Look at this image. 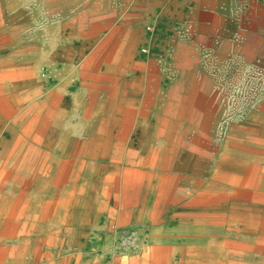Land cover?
Listing matches in <instances>:
<instances>
[{
	"label": "rangeland",
	"instance_id": "rangeland-1",
	"mask_svg": "<svg viewBox=\"0 0 264 264\" xmlns=\"http://www.w3.org/2000/svg\"><path fill=\"white\" fill-rule=\"evenodd\" d=\"M108 3V0H0V86L7 90L11 82H27L22 85L23 90L43 89L36 75L32 77L26 69L33 68L32 65L40 68L42 53L47 49L53 51L59 44L64 47L77 44L79 49L61 50L64 54L73 52L75 64L72 69L76 73L72 70L71 78L67 74L55 82L76 89L75 103L78 99V104H82L89 114L90 124L96 122L99 115H107L106 108L114 99L116 89L112 77L117 74L111 70L113 55L121 43L125 45V33L129 31L123 19H119L118 10L108 8L111 4ZM62 30L69 37L60 40ZM112 36L110 46L102 51V42ZM34 43L38 44L37 48ZM157 44L163 47L161 42ZM185 48L166 56L144 54L141 57L135 53L128 65H124L125 77L128 78L129 72L136 75L141 91L138 101L131 106L135 108L133 126L122 138L117 132L102 157L108 169L101 175L104 177L112 172L118 176L116 179L105 180L101 175L93 178L97 166L88 167L85 163L95 159L91 136L99 133L78 134L85 125L78 122L80 107L74 103L73 112L60 114L64 99L58 97L53 103L46 99V108L44 104L38 123L42 132L48 134L49 128L58 123V127L74 125L78 132V141L64 144L67 153L61 155V159L69 164L67 177L58 180L57 165L52 166L48 160L51 165L44 176L37 179L36 174L29 171L28 186L5 185L3 193L14 198L21 194L29 196L31 209L58 196L85 198L90 194L91 230L98 228L100 235L105 233L110 238L102 248L91 245L92 239L86 244L90 235L87 239L77 236L75 245L69 244L66 228L57 219V212L48 216L43 213L36 220L31 218V224L32 221L41 222L44 227L32 229L35 239L23 245L25 250H15V254L20 252V259L29 260L30 264H81L78 260H97L95 257L102 252L104 260L116 262V259L127 260L119 255L121 251L139 248L141 238L143 241L146 238L148 243L140 249L138 264H157L158 260L152 259L157 249L162 254L160 264H213L218 261L264 264V56L261 53L264 42L216 40L197 42L190 51ZM181 52L188 54L179 55ZM93 54L101 55L100 59L93 71L86 72L83 63ZM5 72L8 76L2 77ZM28 79L36 82H28ZM53 86L31 96L18 105L19 108L15 106L11 115L0 113L3 128L12 123L28 103L37 99L43 103L46 95L58 90ZM147 119H151L152 124L144 126L142 137L147 138L148 146L138 150L128 143V139L134 125L138 122L145 125ZM108 127L109 124L106 131ZM84 139H88V143L79 142ZM27 149H22L20 158L26 156ZM147 150L151 152L148 158ZM225 154L244 162L242 173L252 183L232 185L222 182L217 187L208 186L210 172ZM184 164L192 168L184 169ZM6 170L10 171L9 168ZM125 170H138L143 178L128 182L122 177ZM11 171L14 178H21L22 171L25 172L18 171L15 166ZM148 173L164 176L151 179L156 189L149 192L145 189ZM237 175L235 177L240 179L241 175ZM235 210L242 213L244 219L252 220V225L239 221L232 224L228 214ZM52 229H56L54 234H51ZM93 241L99 245L101 240Z\"/></svg>",
	"mask_w": 264,
	"mask_h": 264
},
{
	"label": "bare ground",
	"instance_id": "bare-ground-1",
	"mask_svg": "<svg viewBox=\"0 0 264 264\" xmlns=\"http://www.w3.org/2000/svg\"><path fill=\"white\" fill-rule=\"evenodd\" d=\"M3 15H4V13H3ZM7 16L9 17V15H7ZM3 19H5V18L3 17ZM61 33L62 34H61V36L59 38L60 40H61V38L63 39V38L69 37V36L65 35V31L62 30ZM56 34H57V31H56ZM113 39L114 38L112 36V37L107 38L106 41L102 42V44H101L102 51H105V50L108 49V47L110 46V41L113 40ZM73 42H74V40H73ZM121 44L118 46V49L119 50L117 49L116 53L113 55L114 57H113V60H112V63H111V70L117 74V76L112 77L113 81H116V89H115L114 99L112 101H110L109 106L106 108V111L108 112V114L107 115H99L97 117V119H96L97 121L96 122H92L91 124H90V121L88 119L89 118V114L83 108L82 104H78V99H77V104L75 103V98L77 97V95L75 94L76 89L74 88L75 89V91H74L72 88L71 89H68L66 87L61 86V84L59 82L58 83L55 82L56 79H58V78H60V77H62L64 75L69 74V76H68L69 78H71L73 76V72H72L73 69H72V67H73V64H75L73 62V55L74 54H72L73 52H71V53H65L64 54V52L61 53V50L64 49V48H66L68 50L69 49L72 50L71 48H74L75 49V47L77 49H79L77 44H75V45H67L66 47H64L63 45L59 44L57 46V48L54 49L53 51L47 49L44 53H42V56L43 57L41 59V67L40 68H36L35 66L32 65L33 68H27L26 69V71H28V74H29V72L32 74V77H34L36 75V78L42 84L41 86H43L42 87L43 89L38 88V87L37 88H32L31 87L32 88L31 90L30 89H26V90L24 89L23 90L22 85L26 84L27 82L26 83L24 82L22 84H19L18 82H16V83L11 82L10 85H9V88L7 90H4L5 88L3 86H0V113H2L3 115H6V116L11 115V112L13 111V109L16 108L15 106H17V107H18V105L21 106L23 103H25L24 101H27L28 98H30L31 96H36L37 94L41 93L42 90H44V89H46L48 87H51L52 85H54L53 87L58 88V90L55 89V90H53L52 93H49L48 95H46L45 96V101H43V103H42V100H40V99L38 100L37 99V100H34V101L28 103L26 106H24L22 108L21 112L16 117H14L12 119V123L7 124L5 128H3V126H2L3 123H4V121L0 118V154L1 153L2 154H5L9 158L7 161L8 162H11L16 167V169L17 168L18 169H21V167H25L30 172H32L33 174H36L35 177L37 179L40 176H44V174H46V170H47V168L50 167L51 164H52V166L57 165V178L59 180V179H62L63 177H67V173H68V170H69V164H68V162H66V161H64V160L61 159L62 153H67L65 151L66 149H65V145L64 144L78 141V140H76V136L78 134L79 135L81 134V135L87 136V133L88 132L91 133L93 131L94 132V135L97 134V133H99V135L91 136V140L93 141L94 147H95V149L92 150L93 151L92 154L95 155L94 156L95 159L86 161L85 163L87 164L88 167H91V165L97 166V170L98 171L96 172V175L93 176V178L94 177H99L101 175V173H103L105 171V169H108L107 168L108 165L103 161L102 157L104 155H106L105 152H107V149L112 144L113 138L116 135V133L117 132L120 133L117 136L120 137V138H122L123 137V134H126L130 130L129 128L133 126L132 125V122L134 120L133 119L134 118L133 117V114L135 112L134 111L135 108H132L131 106L138 101V97L140 96V91H141L140 79L136 75H134L133 73L131 74V72H129L131 75L129 74L128 78L125 77V75H124L125 74L124 73V65L125 64L128 65V62L130 61V58L133 56V54H135V53H137L139 51L145 50V46L144 45L146 44V42H145V44H143L140 41H138L136 38H131L130 40H128V41L125 42V45L122 46ZM34 45L36 46V48L38 47V44L37 43H34ZM81 52H79L78 56L81 54ZM100 56H97V55L93 54L92 56H90L89 58H87L85 60V62L83 63V66H84L86 72H91V71L94 70V66L99 61ZM23 57L25 58L26 56H22V57L20 56V58H23ZM76 59H77V57H76ZM86 72H85V74H87ZM6 76H8L6 72L5 73H2V77H6ZM64 81L66 82V80H64ZM28 82H36V81L34 79H28ZM76 88H79V87H76ZM103 92H105V91H103ZM58 97H61L62 99H64L62 101V109L60 110V114L62 112H63V114L64 113L69 114L70 112H73L72 111V106L75 105V104H76L77 108L80 107L81 113H80V117L78 118V122H80L81 125H84L85 124L83 126V128L81 129L80 133H78L77 131H75L74 125H71V126L70 125H66V126H60V127H58V125L60 123H58L57 125H55V127H52V128L50 127L48 134L42 132L41 127L39 126L38 123L40 121L39 118H40V114H41V112L43 110L44 104L47 101L46 99L50 100L49 102H52L53 103ZM152 99H151V102H152ZM147 103H148V101H147ZM18 108H17V110H18ZM45 108H46V104H45ZM158 122H159V120H158ZM108 124H109V127H108L109 129H108V131H106L105 130V127ZM151 124H152L151 119H147L145 121V125L142 122L136 123L134 125L132 131H131V136L130 137L128 136L129 137L128 143L131 144V145L133 144L136 147H138V150L139 149L145 150L147 148V146H148L147 145V142L148 141H147V138L146 139H143V137H142V135L144 134V130H145L144 129L145 128L144 126H147V125L150 126ZM157 126H158V124H157ZM104 131H106L105 135L102 134V133H104ZM100 132H101V135H100ZM88 141H89L88 139H84V140H80L79 142H81V143L82 142L83 143H88ZM119 143L121 144L122 143V140H121V142L119 141ZM77 144H79V143L77 142ZM42 146H43V148H41ZM24 147L25 148H28L27 149L26 156L24 154L23 157L20 158L19 155H20L21 152H23L22 149H24ZM141 150H140V152H141ZM118 152H119V150L117 151V153ZM150 154H151L150 150H147V155H146L147 158H148V156ZM19 158H20L21 161H18ZM48 160L51 161V164L49 162H48L49 164L47 163ZM0 162H1V160H0ZM183 167H184V169L186 168V169H189V170L192 168L188 164L187 165L184 164ZM145 168H147V167H145ZM244 168H245V164H244L243 161L239 160L236 157H232L231 155H226L225 154L217 162V165L215 166V168L213 170L211 169L212 171L210 172V175H209V177L207 179V184H208V186H212V187H217L218 185H221L222 182H226V183L228 182V183H230L232 185H234V184H250V183H252V180H249L248 179L249 177H247V175H244L242 173V171H243ZM52 170L53 169H51V171ZM237 174L241 175L240 179H239V177L238 178L235 177V176H238ZM100 177L102 178L103 176L101 175ZM117 177H118L117 175L113 174L112 172H109V174L104 175L103 178H105V180H109V179H116ZM122 177L125 180H127L128 182H130V181H137L138 182V181H140L141 178H143V174L141 172H139L138 170H125L122 173ZM155 178H157V180H158V179L164 178V176H162V174H160V173H157V174L148 173L146 175V177H145V179H146L145 189L148 192L149 191H154L156 189V186H154V185L151 184V181H152L151 179H155ZM51 187H53V186H51ZM203 189H205V188H203ZM218 189H219V187H218ZM197 190H198V188H197ZM61 191L62 190H60V193H61ZM43 193H45V192H43ZM46 194H48V193H46ZM91 200H92V195H90V194L88 196H86L85 198L78 197L76 195H73V196L72 195H70V196L68 195V196H63V197L58 196V197H56L54 199H51L49 201L41 202L39 205H37L35 207V209L40 210L43 213H46L47 216L50 215V214L52 215L55 211L57 212V219L60 220V222L62 221L64 227L66 228V232H67L66 238H68L67 242L69 244L75 245L76 237L77 236H83L84 238L87 239V235L88 236L90 235V237L86 241V244L90 241L91 236H93L92 241H90L91 245H94L96 247L99 246L98 248H102L103 245L106 243V240L109 241L108 238H110L109 237L110 235H107L105 233H102L100 235V233L97 230L96 231L95 230L94 231H91L92 225L90 226V219L92 217L90 215L91 212L89 210L90 209V201ZM147 200H150V199H147ZM26 202L27 201H26V198H25L24 194L23 195L21 194L15 200V204H14L13 209H15L17 211V214H16L14 220H19V218L21 219V215L23 214L22 211H24V209L27 207L26 206L27 205ZM142 202H144V198H143V201ZM243 207H246V206H243ZM254 209H256V208H254ZM230 210L231 209H229V211ZM209 212H211V211H209ZM228 216H229V218H231L230 221L232 222V224L237 223L239 221L240 223H242L244 225H247V226H251L252 225L251 224L252 223V220H250V219L247 220L246 218L244 219L243 218L244 215L242 213H237V211L234 212V213H232V214H228ZM132 217H134V216H132ZM30 219H31V217H30ZM192 221H193V219H192ZM196 222H198V221H196ZM129 223H131V222H129ZM31 226H33V227L30 228L28 240L34 241V239H35L34 238V234H33L34 231L32 229H35L36 227L42 228L43 226H40L38 224L36 226H35V224H33ZM136 226H137V224H136ZM228 226H230V225H228ZM190 227H191V225H190ZM193 227H196V226H193ZM193 227L191 229H193ZM123 228H125V227H123ZM138 228H140V227H138ZM157 228H158V226H157ZM179 229H180V227H179ZM35 230H38V229H35ZM55 230L56 229H52L51 232H53V233H51V234H54V231ZM194 230H196V229H194ZM106 231H107V229H106ZM136 232L138 233V231H136ZM200 232H202V231H200ZM155 233H157V232H155ZM238 233H239V231H238ZM164 234H165V232H164ZM214 234H216V233H214ZM197 235H199V234H197ZM49 236H51V235L49 234ZM203 236H206V235H203ZM93 239L96 240V241L101 240L100 243H99V245H98V242L95 243L93 241ZM139 243H140V241H139ZM172 243H174V242H172ZM186 245H188V244H186ZM27 247H28V245H27ZM29 249H30V247L28 248V251H29ZM154 255L156 256L155 259L158 260L155 263L160 264V261L159 260L162 259V254L160 252H158V249H157V251L156 250L154 251ZM75 259H76V257H75ZM222 261H223V259H222ZM213 264H225V263H222V262H219L218 261V262H215ZM226 264H247V263L240 262V261H237V262L231 261V262H227Z\"/></svg>",
	"mask_w": 264,
	"mask_h": 264
},
{
	"label": "crops",
	"instance_id": "crops-1",
	"mask_svg": "<svg viewBox=\"0 0 264 264\" xmlns=\"http://www.w3.org/2000/svg\"><path fill=\"white\" fill-rule=\"evenodd\" d=\"M94 1L97 0H92ZM108 2L111 4L107 7L117 9L119 19L121 21L123 19L127 25L129 31L125 33L124 40L136 38L141 43L148 44L142 53L141 51L136 53L141 57H144V54L171 55L184 49L186 47L184 44H188L185 49L190 51L197 42L205 41L243 39L264 42V0H108ZM158 41L161 44L165 42L162 44L163 47L157 44ZM261 53L264 56V48ZM187 54L181 52L179 55ZM8 159L5 154H0V264H30L29 260L20 259L18 256L20 252L15 254V250H23V245L28 243L30 228L33 227L31 225L38 224L44 227L41 222L32 221V224L30 222L31 216L36 220L43 212L31 209L30 198L24 195L27 207L22 211L21 219L14 220L17 211L13 207L18 197L3 193L2 187L14 184L28 186L30 172L27 168L21 167L18 171L25 170L22 171V177L14 178L11 171L14 165L8 162ZM7 168L10 171H7ZM43 227L35 229L41 230ZM147 243L146 238L144 241L141 238L139 248L121 251L119 255L126 257L127 260L116 262L104 260L103 253L100 252L99 256L95 257L97 260L78 261L81 264H138L140 249L145 248ZM147 255L146 253L145 256ZM153 257L152 259L156 260V256Z\"/></svg>",
	"mask_w": 264,
	"mask_h": 264
}]
</instances>
